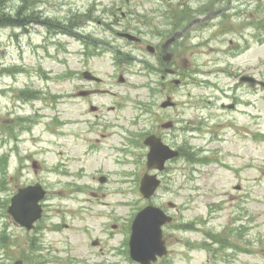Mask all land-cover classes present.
Here are the masks:
<instances>
[{
	"label": "rangeland",
	"instance_id": "374dc122",
	"mask_svg": "<svg viewBox=\"0 0 264 264\" xmlns=\"http://www.w3.org/2000/svg\"><path fill=\"white\" fill-rule=\"evenodd\" d=\"M47 1L51 4L48 14L54 18L62 19L63 12L70 8L68 0ZM113 1L103 0L101 9H111L109 4ZM138 2L131 0L130 6ZM87 3L88 0L72 2L80 9ZM238 3L210 1L203 11L204 21L193 24V32L188 34L192 42L179 44L181 62L175 67H180L182 75L193 72L196 77L193 87L162 88L153 80L154 86L159 87L153 89L145 77L139 75L134 78L138 80L136 87L129 89L133 100L152 107L148 113L141 105L134 110L141 122L133 129L146 131L153 124L173 119L178 123L176 127L161 131V136L171 145L184 148L185 152H189L190 147L198 150L195 162L179 156L169 163L161 174L164 182L151 200L174 218L164 228L167 255L155 264H264V88L254 92L253 87L238 83L244 74L259 72L264 78V0L260 7L262 18L258 13L253 17V23L261 22L263 28L253 30L252 25H242L253 12L249 3L241 6L246 11L245 17L235 16L239 12L229 14L226 21L223 16V23L216 27L209 23L219 22L224 13H219L221 8L227 10ZM4 4L11 9L18 2L4 0ZM46 34L49 33L42 25L30 22L22 28L0 26V156L7 154L9 162L6 160V164L10 165L6 175L0 168V234H8L5 242L8 250L0 249V264H12L20 258L25 264H102L99 262L105 258L112 264H139L126 254V241L130 237L128 224L135 213L150 202L142 197L137 185V178L146 172L144 137H127L131 146L126 153L113 148L122 147L124 139L110 134L111 131L105 135L73 124L52 126L49 130V122L62 116L57 112L67 108L62 102L51 105L54 99L51 96L61 94L62 84L66 90L73 87V83H63L60 77L66 55L58 40L67 42L64 48L69 52L71 70L78 71L82 61H78L77 54L81 43L72 36L54 34L48 52L38 47ZM246 35L253 37L250 44L245 41ZM240 37L244 49L232 55L229 49H237L235 41ZM230 39L234 40L232 46ZM138 55L144 54L138 50ZM112 58L111 54H105L95 58L92 66L97 72L108 75L113 69ZM148 58L154 59L149 54ZM244 65L246 68H242ZM16 67L24 71L14 72ZM133 68L140 70L142 66L135 63ZM190 79L187 75V80ZM32 90L38 93L24 100L22 92ZM166 95L175 98L176 108L160 107ZM109 100L106 96L93 99L110 104ZM223 102H236V109L222 108ZM129 105L132 108L135 103L131 101ZM189 157L193 160V153H189ZM34 160L39 162L37 169L33 167ZM99 171L116 181L114 187L123 182L131 190L127 194L112 191L107 197L92 199H87L85 193H74L76 181L87 183L90 175ZM80 172L85 177L76 176ZM36 181L45 184L48 194L44 199L43 218L37 224L38 231L30 233L16 224L6 210L20 186ZM68 183L70 188L65 187ZM61 188L67 191L62 193ZM168 201L175 202L179 210L169 208ZM86 207L100 214L81 213ZM238 213L243 216L238 223L252 220L251 226L255 228L251 227L246 236L255 241L249 246L246 242L250 241L241 243L250 251L228 248L217 255L209 249L210 240L215 241L213 247L217 248L224 240V232L237 223ZM102 221L118 223L117 231H111L110 225L101 228ZM107 232L111 233L110 237ZM37 235L42 239L37 241L40 249L33 252L27 240ZM91 236L104 238L107 240L104 245L113 250H107L104 256L91 246ZM90 255L95 260L91 261Z\"/></svg>",
	"mask_w": 264,
	"mask_h": 264
},
{
	"label": "water",
	"instance_id": "95a60500",
	"mask_svg": "<svg viewBox=\"0 0 264 264\" xmlns=\"http://www.w3.org/2000/svg\"><path fill=\"white\" fill-rule=\"evenodd\" d=\"M253 80V79H252ZM251 83H253L251 81ZM264 85V81L260 82ZM168 149V150H167ZM177 154L158 141V146L153 147L149 155L150 167L158 162V167H163L164 161ZM145 179L141 190L145 196L150 197L158 185L157 180ZM45 195L40 184L20 188L19 192L12 198L9 212L16 221L28 229L33 227V223L41 216L40 199ZM171 220L165 212L156 206L148 205L136 216L132 225V235L130 239V252L133 259L142 264H152L158 256L167 253L165 240L163 239L162 225ZM15 264H22L17 261Z\"/></svg>",
	"mask_w": 264,
	"mask_h": 264
},
{
	"label": "flooded vegetation",
	"instance_id": "af4514ba",
	"mask_svg": "<svg viewBox=\"0 0 264 264\" xmlns=\"http://www.w3.org/2000/svg\"><path fill=\"white\" fill-rule=\"evenodd\" d=\"M168 1H173V0H168ZM165 2V0H163V3ZM181 2V1H180ZM191 2H193V0H191ZM145 25V24H144ZM149 28L150 30H155V32L153 33H157L159 36H164L166 33H168L169 31L167 30L170 29V32L175 33V35H177V39L175 40V42L173 43L172 47L173 48H169V52L172 53V62L173 65H179V63L181 62V60H179V55H178V50L180 48V43L179 42L184 35H188L189 33L193 32V16L191 17H187L186 15H176V16H172L171 20L168 21H160L159 24L158 23H154L153 20H148L146 23L145 28ZM165 27V28H163ZM253 30L255 28H260V24L256 25L253 24L252 25ZM151 34V33H150ZM149 44V42L147 43ZM164 46L163 42L161 44H159L157 47L160 49V47L162 48ZM177 47V49H176ZM165 56L163 51H158L157 55H156V63L159 65L158 70L162 71V77L163 79L166 78L165 75V70L169 65L167 63H165V61H163V58L165 59ZM161 65H164V67H162ZM180 67H175L174 71L175 72H180ZM93 91V89H92Z\"/></svg>",
	"mask_w": 264,
	"mask_h": 264
},
{
	"label": "trees",
	"instance_id": "16d2710c",
	"mask_svg": "<svg viewBox=\"0 0 264 264\" xmlns=\"http://www.w3.org/2000/svg\"><path fill=\"white\" fill-rule=\"evenodd\" d=\"M23 1H26V0H23ZM20 10L14 15L5 12V10H2L0 11V20L4 22L5 24H9L11 26L18 25L21 22V18H22V15H21L22 13ZM6 241L8 240L6 239Z\"/></svg>",
	"mask_w": 264,
	"mask_h": 264
}]
</instances>
